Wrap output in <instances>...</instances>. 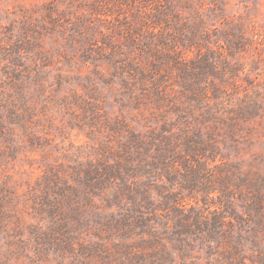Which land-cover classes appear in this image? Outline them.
Here are the masks:
<instances>
[{"label":"rangeland","instance_id":"1","mask_svg":"<svg viewBox=\"0 0 264 264\" xmlns=\"http://www.w3.org/2000/svg\"><path fill=\"white\" fill-rule=\"evenodd\" d=\"M0 264H264V0H0Z\"/></svg>","mask_w":264,"mask_h":264}]
</instances>
